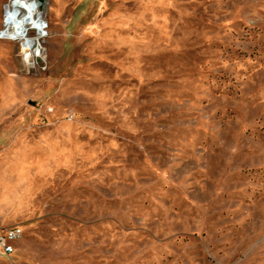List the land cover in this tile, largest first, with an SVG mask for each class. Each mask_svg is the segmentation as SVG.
I'll list each match as a JSON object with an SVG mask.
<instances>
[{"label": "rangeland", "instance_id": "obj_1", "mask_svg": "<svg viewBox=\"0 0 264 264\" xmlns=\"http://www.w3.org/2000/svg\"><path fill=\"white\" fill-rule=\"evenodd\" d=\"M35 3L0 0V264H264V0Z\"/></svg>", "mask_w": 264, "mask_h": 264}, {"label": "bare ground", "instance_id": "obj_2", "mask_svg": "<svg viewBox=\"0 0 264 264\" xmlns=\"http://www.w3.org/2000/svg\"><path fill=\"white\" fill-rule=\"evenodd\" d=\"M41 4L40 0H36V3L34 4V6L30 5L27 6V11L33 15V21L36 23V25H38V27L36 28L37 31L40 33L41 32V28H42V23H41V19L38 16V6ZM13 15H15L14 12H12L9 8L6 9V23H5V28L3 31H0V38H14L13 37V33L17 32L18 28H19V23H12L13 20ZM17 36L15 37L18 41H23L24 40V35L20 32H17ZM35 46V45H34ZM33 47L31 48H27L25 51V54H29L30 52L33 51ZM40 49V48H39ZM29 57V56H28Z\"/></svg>", "mask_w": 264, "mask_h": 264}, {"label": "built area", "instance_id": "obj_3", "mask_svg": "<svg viewBox=\"0 0 264 264\" xmlns=\"http://www.w3.org/2000/svg\"><path fill=\"white\" fill-rule=\"evenodd\" d=\"M22 235V229L18 225L0 229V251L4 254H12L15 250L14 242Z\"/></svg>", "mask_w": 264, "mask_h": 264}, {"label": "water", "instance_id": "obj_4", "mask_svg": "<svg viewBox=\"0 0 264 264\" xmlns=\"http://www.w3.org/2000/svg\"><path fill=\"white\" fill-rule=\"evenodd\" d=\"M40 1H42V0H40Z\"/></svg>", "mask_w": 264, "mask_h": 264}]
</instances>
